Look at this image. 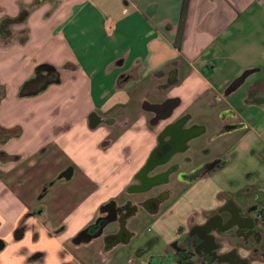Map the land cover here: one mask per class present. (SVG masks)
<instances>
[{
  "label": "crops",
  "instance_id": "0c3cea01",
  "mask_svg": "<svg viewBox=\"0 0 264 264\" xmlns=\"http://www.w3.org/2000/svg\"><path fill=\"white\" fill-rule=\"evenodd\" d=\"M37 1L0 0V19L30 8L0 39V264H146L155 256L188 264L169 260L170 245L203 222L201 212L223 204L225 193L242 189L229 175L249 151L264 148V0H190L179 50L182 0ZM43 64L59 83L18 97ZM252 89L261 103L248 95ZM167 100L178 105L165 118ZM222 109L236 110L246 129L212 141ZM182 117V129H203L177 149L181 127L174 124ZM13 130L19 135L9 137ZM169 141L163 157L170 156L155 161ZM206 150L236 155L223 177L186 187L171 176L166 206L138 205L145 196L134 188L150 159L151 175L170 165L186 171ZM111 203L138 205L123 235L116 237L112 221L83 236ZM263 251H238L236 264H264Z\"/></svg>",
  "mask_w": 264,
  "mask_h": 264
},
{
  "label": "flooded vegetation",
  "instance_id": "af4514ba",
  "mask_svg": "<svg viewBox=\"0 0 264 264\" xmlns=\"http://www.w3.org/2000/svg\"><path fill=\"white\" fill-rule=\"evenodd\" d=\"M248 95L255 99L256 103H261V94L258 89L250 90ZM184 121L185 118L182 117L174 124L181 129L177 133L173 131L177 135V140H174L171 147L180 148L182 139L203 129L199 126L182 129ZM245 129L246 125L238 118L236 110L222 109L212 141L229 137L235 132H243ZM170 144V141L161 143L164 150L153 159L156 161L169 153ZM201 153L204 160L190 170L181 171L178 165H170L153 175L150 171L155 169L152 166L154 161L150 159L148 166L142 170L147 172L146 177L143 178L140 186L134 188V190H141L145 196L138 205L145 206L148 211H157L161 206L167 205L172 193L169 187L171 176L176 175V183L189 187L201 180H210L215 176L223 177V174L232 168L236 158L234 154L211 156L209 150ZM238 165L237 170L229 175L228 181L232 185H241L242 189L235 193H225L226 199L223 204L213 210L201 212L203 222L200 225L188 226L187 233L170 245V248L176 252L175 255L168 257L169 260L181 258L187 260L188 264H221L223 262L236 264L241 262L237 256L238 251L248 252L250 256H253L264 250V148L261 151H249L240 159ZM45 191L46 188L41 195ZM138 205L126 204L116 207L113 203L108 204L109 213L105 217L97 218L85 229L83 236H95L112 221H116L119 226L116 237L123 235L124 227L128 219L136 214ZM184 230V227L179 226L176 232L183 234ZM110 238L113 239V236ZM223 247H226L224 253L218 255ZM164 261L166 258L155 256L150 257L146 264H162Z\"/></svg>",
  "mask_w": 264,
  "mask_h": 264
},
{
  "label": "trees",
  "instance_id": "16d2710c",
  "mask_svg": "<svg viewBox=\"0 0 264 264\" xmlns=\"http://www.w3.org/2000/svg\"><path fill=\"white\" fill-rule=\"evenodd\" d=\"M37 0H34V5L38 4ZM190 0H182L180 19L178 25V34L176 37V41L174 43V47L179 50L180 45L183 38L184 26L186 23L188 7ZM30 13V8H21L17 16L15 17H4L0 19V39H9L11 34V26L19 25L26 21L28 15ZM59 74L58 72L51 66L43 64L39 65L35 68L33 76L26 80L18 89V97L26 98L33 97L42 93L49 85L59 83ZM4 130L0 129V134L3 133ZM9 137L19 135V131H7ZM2 135V134H1ZM6 138V136H3ZM3 244L0 241V249Z\"/></svg>",
  "mask_w": 264,
  "mask_h": 264
},
{
  "label": "water",
  "instance_id": "95a60500",
  "mask_svg": "<svg viewBox=\"0 0 264 264\" xmlns=\"http://www.w3.org/2000/svg\"><path fill=\"white\" fill-rule=\"evenodd\" d=\"M178 105V100H167L164 104H162L161 107H165L166 108V114H165V118L170 116L172 111L177 107ZM183 143L185 142V139H182L181 140ZM170 156V154H168V157ZM70 175V173H66V174H63L62 176L65 177V178H68Z\"/></svg>",
  "mask_w": 264,
  "mask_h": 264
},
{
  "label": "rangeland",
  "instance_id": "374dc122",
  "mask_svg": "<svg viewBox=\"0 0 264 264\" xmlns=\"http://www.w3.org/2000/svg\"><path fill=\"white\" fill-rule=\"evenodd\" d=\"M261 24H263L264 25V22L263 23H261ZM263 25H261L260 26V28H259V30H260V34L262 35L263 34V32H264V27H263ZM258 47L261 49L260 50V53H259V60L261 61V67H262V69L264 70V42H261L259 45H258Z\"/></svg>",
  "mask_w": 264,
  "mask_h": 264
}]
</instances>
